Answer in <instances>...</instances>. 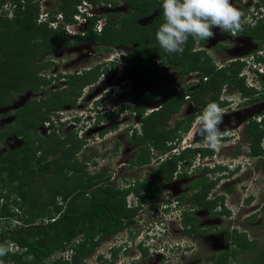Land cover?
Masks as SVG:
<instances>
[{"label":"trees","instance_id":"16d2710c","mask_svg":"<svg viewBox=\"0 0 264 264\" xmlns=\"http://www.w3.org/2000/svg\"><path fill=\"white\" fill-rule=\"evenodd\" d=\"M42 1L0 0V110L12 107L19 96L49 91L46 97L31 99L16 110L14 123L0 129V149L9 137L24 139L21 147L0 151V244L12 241L17 248L0 259L3 264H86L107 239L126 232L134 223V215L153 199L155 188L172 181L179 163L195 153L183 150L150 173L153 177L150 182L147 178L133 184L126 180L128 184L121 188L112 185V172H90L88 162L79 160L87 137L79 139L76 132L66 131L72 117L67 115L65 107L75 108L84 87L96 83L103 69L97 66L82 75L69 76L68 90H46L52 83L43 74L53 67L49 55L86 41L107 45L108 51H112L111 46L138 44L131 53V68H143V62L161 58L165 65L180 68L185 75L201 73L200 87L194 93H185L183 89L182 95L168 100L161 109L143 119V134L135 133L131 138L141 146L128 169L151 165V148L167 153L174 147L169 143L177 141L179 145L182 134L191 129L194 117L176 121L172 128L170 125L186 95L202 109L212 101L223 105L220 97L225 84L243 91L252 103L257 98L253 90L239 81L241 65L218 70L204 52H194L196 40L191 36L183 53H167L159 46L156 33L165 22L163 0H122L130 8L128 15L110 22L102 32L96 30L97 18H90L87 33L74 36L66 32V26L77 23L78 6L84 0H56L57 9L43 20ZM88 1L94 5L101 3ZM105 3L111 7L121 5L118 0ZM155 8L160 11L150 28L135 24L139 18L151 15ZM53 23L56 25L52 26ZM248 31L254 38L264 39V23ZM167 93L166 89L149 93L133 109L143 116L150 104ZM10 115L11 112L0 117ZM40 126L47 127L46 135L33 131ZM258 129L260 125L253 124L250 135H257ZM261 133L257 138L264 135V128ZM129 195L138 202V207L128 208ZM232 241L236 247L220 254L212 264H264V249L259 239L250 240L246 234L237 233ZM141 246L146 254L148 248ZM123 249L121 245L111 250L114 260ZM128 250L123 252L125 256L129 255ZM59 254L62 255L57 257ZM242 255L247 257L237 263ZM114 260L109 264H116ZM99 261L103 262L101 258Z\"/></svg>","mask_w":264,"mask_h":264},{"label":"flooded vegetation","instance_id":"af4514ba","mask_svg":"<svg viewBox=\"0 0 264 264\" xmlns=\"http://www.w3.org/2000/svg\"><path fill=\"white\" fill-rule=\"evenodd\" d=\"M118 1L121 2V5L128 8L127 14L122 15L118 13V9L121 5L111 7L109 19L100 21L99 27L96 28L98 32H102L104 27L110 22L120 20L129 14V6L122 2V0ZM231 2L234 6L243 11L248 19L251 17V21L249 20V24L245 26L244 31L233 36L230 33L221 32L219 28H213L212 30L215 33L214 38L196 40L194 52H204L212 59L218 70L227 69L232 64L241 65L242 69L239 72V81L241 80L244 82L248 89L255 92L254 96L257 100L252 103L250 99L244 95L243 91L238 90L231 84L224 85L220 101L223 103L221 107L225 110V115L224 124L220 127L221 130H224L225 126H227L229 132L222 139L219 146L224 148L212 150L207 145L201 147L199 143L203 141V139L195 134L197 125L196 115L201 114L203 109L192 100L190 95L185 96V101L181 106V110L175 115L180 112L184 114V109L187 106L194 109V112L188 113L181 121L192 116L194 117L190 131L191 134H194V137L192 144L189 146L190 150L195 154L183 163H179L172 181L165 182L155 188L153 199L147 202L153 204V207H155H149L148 210H142L141 213H136L134 215V223L126 230V232L129 231V233H127L130 234L129 237L133 242L128 250V256L132 264L144 261L149 252L148 250L145 254L142 246H136V241H138L139 238L137 235L138 233L141 234L143 230H148L151 234L155 235L154 240L159 239L161 244H163V249L172 253L175 252V250L182 249L180 247L183 245L178 244V241L184 244L183 240L181 241L182 237L186 240L189 238L191 241L190 245L186 246V248H197L198 246L201 250L205 247V249L212 251L215 247V243L216 246H220L221 243H228L236 247L232 239L233 235L237 233L246 234L248 239L256 240V237L259 238L258 234L261 232L259 226H264V189L256 187L258 185L264 186V148L261 147V141H264V135L261 139L257 138V136L262 134L261 132L264 128V59L260 57L261 55L259 54H256V56L254 55L255 52H264V39L260 37L254 38L249 34L251 31H248L254 30L264 23L262 22L264 21V0H231ZM159 11L160 8L153 9L151 15L139 18L135 24L144 28H150L154 23V18L159 14ZM154 12L155 15L153 16ZM150 17H153L150 23L145 24L143 21H146V19ZM252 17L255 18L253 19ZM141 20H143V24L140 22ZM87 30L88 26L84 28L83 33L82 31H77L76 35H85ZM246 31H248V33ZM84 44L93 46V51L98 52L105 48V52L108 56L104 59V62L107 64L101 63L93 67L101 66L103 69V73L99 80L94 84L84 87L83 93L78 98L75 108L69 105L65 107L67 115L69 117H75L77 120L76 125L66 126V131L76 132L79 139H85V137L100 139V148L104 147L107 141L111 139L115 144L112 153L110 150H106V152H110L104 153L97 158V165L94 163V166L96 165L97 168H99L97 171L107 173L112 171H108L107 167V170L100 169L103 168L101 161L103 159L109 160L111 155L118 159L119 153H122L124 150L122 149L124 145L121 143L125 141V139L123 138L121 142L117 139L118 132L116 131H118V125H123V130L127 133V141L124 148L132 145L135 147L134 152L136 154V149L138 150L141 146L140 144L133 143L131 139H129V136H133L135 133H139L143 130V119L141 120V117L148 114L147 112H145L143 116L138 114L133 109L136 106V102L149 93L166 89L168 93L162 98L154 101L147 108L149 113L152 112V108L161 109L168 100L182 95L183 89L185 93H194L197 88L200 87L202 75L200 72H193L185 75L180 68H176L169 64L165 65L161 58H155L151 62H143V68L142 66L141 68H131L133 61L131 53L138 47V44L111 46L112 51H108L106 49L108 47L107 45L102 48L99 44L86 41L68 47L66 50L78 47L77 50L80 52L84 49L80 45ZM116 47L121 48L120 55L115 59L114 57L110 58ZM63 52L64 51L60 53ZM60 53L53 55H58ZM234 55L236 56L233 57ZM92 56V52H88L87 54H82L77 61H80V64L85 61L90 62ZM213 56L216 59L218 58L220 62L224 61L226 63L218 64ZM229 57H232V59H229ZM254 61H257L258 65L262 64L256 72L254 68H251L253 67ZM247 63L251 71L245 69ZM55 66L56 64H53L52 68H56ZM117 66L122 68V70L120 68L121 73L119 74ZM93 68L83 67L82 71H61L59 73L47 74L46 71H44L43 74L47 75L48 79L52 80L49 89L53 91H64L68 90L70 87L69 76L75 74L82 75L84 71ZM114 68H117L115 72L113 71ZM159 69L161 70L160 74H158ZM166 70L168 72L171 70L170 76L165 80V82L168 80L167 85L161 84L155 87L153 91L147 92L136 90V85L141 81V78L146 81L148 85H153V87L163 83V77L167 74L165 73L167 72ZM249 77L253 80L251 83ZM204 81H207V78H205ZM52 85L54 86L53 88ZM129 89L131 91L127 92ZM235 94H238L239 98L241 96L240 101L229 99L232 98L231 96H235ZM207 99H210V96L207 97ZM89 103V106L92 107L91 110H89V106L87 107ZM67 108L72 109L67 110ZM92 110H94L93 113L91 112ZM8 113L9 112L0 116H4ZM10 116L4 118L9 119ZM4 118H2V120H5ZM140 121H142V124H140ZM105 123H107V125H105ZM255 123L260 125V129L257 130V135L251 136L249 130ZM88 125L91 126L85 131ZM38 129L40 130L41 128L37 127L33 129V131ZM108 129H112L113 132H115L114 136H111V138H109ZM47 132L46 130L45 134L42 135H46ZM131 132L132 134H130ZM33 138H35L34 135ZM11 139H15V141L20 143L19 147L24 144V139L22 137H9L6 139L7 143H9L8 141ZM236 139H240L237 144H235ZM181 145L180 143L177 146L181 147ZM125 151L127 154L129 150L125 149ZM134 156L135 155L129 159V162L125 160L123 161L124 163L118 164V169L127 164V171H134L136 173L135 179H131L132 176L129 178L132 184L138 180L144 182L146 178L150 182L153 178L150 173L153 174L160 164L157 162V166L153 163L145 167L128 169ZM159 157L156 159H159ZM141 170L146 172V176L139 177L137 173L141 172ZM114 181L112 183L113 186L115 185ZM202 182H204L205 185ZM253 186L254 190H252V193L242 197V195ZM255 188L257 189L255 190ZM158 209L159 211H157ZM235 209L238 216H236L234 212ZM155 210L158 212L156 216L154 215ZM155 221L160 224V228L166 230L165 234H160L158 230H156L154 225ZM261 221H263V224ZM187 222H189L188 225L186 224ZM177 223L178 227L176 225ZM174 225H176V227H172ZM167 232L170 233L169 239H163ZM186 232L189 237L184 234ZM249 232L252 233L254 238L249 237ZM216 236L224 238H221L220 242L218 238H216L217 241L214 243V237ZM229 236L232 238L229 239ZM150 238L153 239L152 237L148 239ZM147 245L148 249L157 250L158 248V245L150 246V243ZM196 248H192L191 251L194 252ZM229 250H232V248L223 250L220 254ZM213 259L215 258H210L207 264H212Z\"/></svg>","mask_w":264,"mask_h":264},{"label":"rangeland","instance_id":"374dc122","mask_svg":"<svg viewBox=\"0 0 264 264\" xmlns=\"http://www.w3.org/2000/svg\"><path fill=\"white\" fill-rule=\"evenodd\" d=\"M42 20L43 19H46L48 14L51 12V11H55L58 7V1L56 0H43L42 1ZM127 10L128 8L124 5H121V7H119L118 9V13L119 14H122V15H125L127 14ZM110 9H109V6L108 4L106 5V8L104 7H98V6H94V8L91 9V12H94V13H107L109 12ZM155 15V12L153 13V16ZM105 17V16H104ZM153 17H150L149 19H146V21H143L141 20L140 22L143 24V22L146 23H150L151 19ZM102 20H106V19H102ZM251 21V17H249V19ZM143 21V22H142ZM140 23V24H141ZM84 27V26H83ZM81 27V26H78L77 29H71L70 32L71 33H77V31H82V33L84 32V28ZM83 28V29H81ZM82 48H84L82 51L78 52L79 50H77L78 47L74 48V49H68V50H65L63 53H60L58 55H51V56H48V59L53 63V64H56V68H51L49 71L47 70L46 71V74L47 73H59V72H64V71H69V72H76V71H82L83 70V67L84 68H93L95 65H98V64H101V63H104V64H107L104 62V59L108 56L105 52V48L106 47L105 45H101L102 48H104V50H101V51H93L94 48L93 46H90L88 44H84V45H80ZM264 46V45H263ZM264 48V47H263ZM121 48L119 47H116L114 53L110 56V58H118V56L120 55V50ZM88 52H92L93 56H92V59L90 60V62H87L85 61L84 63L82 62L80 64V61H77L78 58L82 55V54H87ZM211 53V52H210ZM256 53V52H255ZM254 53V54H255ZM212 54V53H211ZM236 55H234L233 57H235ZM213 58L217 61L218 64H225L226 62H220L219 59L215 58L213 56ZM229 59H232V57H229ZM118 67V74L121 73L120 71V68L119 66ZM253 68V67H251ZM250 66L248 65L247 63V67L245 68L246 70H250L251 69ZM106 69V68H105ZM117 70V68H114V72ZM122 70V68H121ZM167 71V70H166ZM251 71V70H250ZM167 74H165V76L163 77L164 78V81L163 83H160L156 86L153 87L148 85L146 83V81L142 80L141 78V81L136 85V90L138 91H141V92H147V91H153L155 89V87H158L159 85L163 84V85H167L168 84V80L167 82H165L166 78H168L171 74V70H169V72H165ZM103 79H104V75H103ZM249 81L250 83L253 81L251 77H249ZM54 86L52 85V88ZM50 86L47 88L45 87V89H49ZM131 90L129 89V91L127 92H130ZM234 92V91H233ZM49 93V91H45L43 94H35V93H31V94H27L23 97H17L15 99V102H14V105L12 107H10V109H1L0 110V115H3L4 113H7V112H11V116L9 117V119H5L4 117H0V129L4 130L9 124H13L14 123V120H15V115H16V109H19L21 108L22 106H24L29 100L31 99H41L43 97H46L47 94ZM225 97V96H224ZM232 98H229V99H234V100H241V96L239 98V95L238 94H235V96H231ZM92 102V101H91ZM90 102V103H91ZM238 102V101H237ZM87 104V107L90 105ZM90 107V106H89ZM16 108V109H15ZM72 108H67V110H71ZM194 112V109L190 106H187L185 109H184V114H181V112L177 115L174 116V118L172 119L171 121V125H170V128H172V126L174 125V122L177 121V120H181L183 119L188 113H192ZM202 114V113H201ZM201 114H198V115H201ZM196 115V116H198ZM2 118H4L5 120H2ZM197 120V118H196ZM105 125H107V123H105ZM110 126V125H108ZM197 127V125H196ZM40 130H36L39 134H45V128L46 126H40ZM110 128V127H109ZM124 129V126L123 125H118V140H121L124 138L125 141H122V145H126V131L123 130ZM160 130L162 131V128H160ZM109 133V138H111V136H114L115 132H113L112 129H108L107 131ZM123 132V133H121ZM139 135H142L143 134V130L140 131L138 133ZM122 136V137H121ZM182 137L183 139H186V142L185 144H187L186 146L188 147L189 145L192 144V140H193V137H194V134L192 133L191 135L188 133V134H182ZM240 139H236L235 140V144H237V142H239ZM9 143H4V145H2L3 147L0 149V151L2 152H5L7 151L8 149H14V148H18L19 147V144L17 141H15V139H11L10 141H8ZM101 141L100 139H90V137H87V140H86V145L83 147L82 149V152L79 153V160L80 161H86L88 162L87 163V167L89 168V171L90 172H96L99 168H97V158H99L102 154L104 153H107V152H110L112 153L113 149L115 148V144L111 141V139H109L107 141V144L104 145V147H101L100 148V144ZM106 143V142H105ZM184 144V145H185ZM199 145L201 147L203 146H206L207 144L203 141H201L199 143ZM124 146L122 147V149H124L122 151V153H119V158H115L114 156L111 155L110 159L108 160H105L103 159L101 161L102 163V166L103 168H100V169H106L108 168V171H112V176H113V181L115 182L114 186L118 187V188H121L123 186H126L128 183L126 182V180L129 181V178L132 176L131 179H135L136 178V173L134 171H127L126 167H127V164L126 166L123 165V167L119 168L118 169V164L120 163H124L123 161H127L129 162V159L135 155V147L134 146H128V147H125ZM8 148V149H7ZM87 148H90V149H87ZM224 147H218V149H223ZM125 149H128L129 151L127 152L126 154V151ZM133 149V150H132ZM181 150V148H179ZM106 150H110V151H107ZM156 149L154 148H151V155H152V152L155 151ZM159 152V151H157ZM56 155H54L55 157ZM110 156V155H108ZM130 156V157H129ZM94 163H96V168L94 166ZM157 161L154 162V165L157 166ZM107 167V168H106ZM155 168V167H153ZM105 170V171H106ZM132 174V175H130ZM140 176L144 177L146 176V172L141 170V172L137 173ZM131 182V181H129ZM256 185V184H255ZM257 188H262L264 189V186H256ZM255 188V190L257 189ZM252 190H254V186L251 187L248 191L245 192V194L242 195V197H245L247 194H251L252 193ZM235 214L236 216L237 215V212H236V209H235ZM263 217V216H262ZM261 223L263 224V221H261ZM177 227H178V223L176 224ZM176 225L172 226V227H176ZM259 228L261 229V232L258 234L259 238L256 237V239H259L260 242H261V248L264 249V226L260 225ZM135 229V227H134ZM187 237L188 236V233H184ZM129 234L126 233L125 231L124 232H121V233H118L116 234V236L114 238H111V239H107L106 241L108 242H112L113 240H115L116 243H122V241L124 239H127L129 236ZM170 236V233L167 232L166 236L164 235L163 239H169L168 237ZM249 237L250 238H254L252 233L249 232ZM216 238H218L219 242L221 240V238L223 239L224 237H219V236H216L214 237V243L217 241ZM117 239V240H116ZM183 240L184 244L182 243H179L178 241V244L179 245H183L182 249L184 250H175V252H168L165 250V253L163 255V253H161V250H159V252L156 250V249H148L149 252H148V255L146 257V259L142 262H139V263H135V264H207L209 259L214 257L216 258L217 256H220V253L223 251V250H226V249H229V248H232V250L235 248L233 246H231L230 244L228 243H221L220 246H216V243L214 244L215 247L212 251L208 250V249H205V247H203V251L197 246L196 247H192V248H196L194 252L191 251L192 248H189L186 246L190 245L191 241L189 240H186L184 237H182L181 241ZM129 241L130 243L132 244L133 242L131 241L130 237H129ZM180 241V242H181ZM108 242L106 244H104L102 247H99L92 256H90L87 260H86V264H109L111 261L114 260V257H113V254H108V248H109V245H108ZM112 244V243H111ZM186 244V245H185ZM157 246L158 245V248H161L163 247V244H161L160 240L157 239V240H153V241H150V246ZM162 245V246H161ZM185 247V248H184ZM221 247H224V248H221ZM228 247V248H227ZM17 248H14L13 251H16ZM103 252V256L101 255ZM164 252V251H163ZM62 254H59L57 255L58 256H61ZM67 256V255H65ZM247 257V255H242L239 257V262L237 263H240L242 262L245 258ZM101 258V261H99V259ZM170 260V261H169ZM125 261H131V259L129 258V256H125V254H123V251L121 250V252H119V255H118V258H116L114 260V262H116V264H121Z\"/></svg>","mask_w":264,"mask_h":264},{"label":"clouds","instance_id":"9594fccd","mask_svg":"<svg viewBox=\"0 0 264 264\" xmlns=\"http://www.w3.org/2000/svg\"><path fill=\"white\" fill-rule=\"evenodd\" d=\"M99 1H101L100 4L94 5L88 0H84L78 6L79 13L75 17L77 23L66 26V32L69 35H76V33L70 32V30L73 28L77 29L78 26H84L83 28L87 27L90 23V18H97V24L95 25L96 28L99 27V23L102 19H109L108 15L110 14V11L100 14L91 12V9L94 8V6L106 8L107 4L105 2L108 0ZM108 6L110 9L111 6L109 4ZM162 7L165 22L159 27L156 33V40L158 41L159 46L167 53H183L184 45L186 44L189 36L195 40H208L210 38H214L215 36V33L212 30L213 28H219L221 32L230 33L231 35L235 36L238 33L244 31L245 26L249 24V20L245 13L238 7L234 6L231 0H163ZM252 18L254 19L255 17ZM60 20L62 19L59 16L58 21ZM53 25L56 24L53 23L52 26ZM256 54L261 55L260 57L264 59V52L255 53L254 55L256 56ZM252 66L256 72V70H258L262 64L258 65V62L254 61ZM91 108L92 107H90L89 110H91ZM152 109L151 113L157 111L159 108L157 110ZM91 112L93 113L94 110ZM147 113V115L143 116V119L151 114L148 112V110ZM224 115L225 110L220 106V104L218 102L212 101L209 102L202 110V114L197 116V127L195 134L201 137L207 146L212 150H215L220 146L222 139L229 132L227 126H225L224 130H221L220 127L222 124H224ZM76 123L75 117H72L69 126L73 124L76 125ZM88 128H86L85 131ZM190 131L191 129L188 132L189 134H191ZM132 137L133 136H129V139ZM180 143L182 144L181 147L177 146V141L169 143V146L174 147L167 153H162L159 150H155L156 155L154 157L151 155V160L162 164L172 156L181 154L183 150L190 149V146L187 147L185 144L186 139H182ZM261 147L264 148V141H261ZM179 148H181V150ZM174 150H176V152L173 153ZM165 155H169V157L161 162V158H163ZM157 157H159V159H156ZM129 196L132 197V195ZM150 207H153V204H151ZM142 210H140L138 213H141ZM154 215H158L156 210L154 211ZM148 232V230H144L143 234L142 231L141 234L138 233L137 236L139 238L138 241H136L137 247H141V244H143L148 248L147 244L155 238V235L153 236V234H148ZM149 237H152L153 239H148ZM107 242L108 241L104 242L100 247H102ZM121 245L124 246L123 252H126V249L131 246L129 237L124 239L122 243H116L113 247L108 248V254H110L111 250L119 249ZM14 248L15 244L12 241H6L5 243L0 244V258L8 255V253L12 252ZM101 255H104L103 252ZM0 264H3L2 259H0Z\"/></svg>","mask_w":264,"mask_h":264},{"label":"built area","instance_id":"2783aa9c","mask_svg":"<svg viewBox=\"0 0 264 264\" xmlns=\"http://www.w3.org/2000/svg\"><path fill=\"white\" fill-rule=\"evenodd\" d=\"M158 108H153L152 110H157ZM143 119V117H141V120ZM142 121H140V124H142L141 123ZM91 125H88V127H90ZM87 127V128H88ZM130 134H132V132L130 133ZM174 152H176V150H174L173 151V153ZM156 155V152L155 151H153L152 152V156L154 157ZM167 157H169V155H165L163 158H161V162L162 161H164ZM153 159V158H152ZM154 163V161H152V163L151 164H153ZM138 203H137V201L133 198V197H130V196H128L127 197V206H128V208H130V209H132V208H135V207H138ZM151 206V204L150 203H146V204H144L143 206H142V209L143 210H147L149 207ZM155 207V206H154ZM158 207V206H157ZM157 207H156V209H157ZM141 209V210H142ZM157 211H159V209L157 210ZM158 213V212H157ZM154 225H155V227H156V230H158V232L160 233V234H165V232H166V230L165 229H163V228H160V224H158V222L157 221H155L154 222ZM144 233V230L142 231V234ZM149 234H151L150 232H149ZM154 236V235H153ZM117 240V239H116ZM154 240V239H153ZM112 243V244H111ZM116 244V242H115V240H113L112 242H108V245H109V248H111V247H113L114 245ZM161 250V253H165V250L163 249V247H161V249L160 248H157V251L159 252V250ZM164 251V252H163ZM160 253V252H159Z\"/></svg>","mask_w":264,"mask_h":264}]
</instances>
